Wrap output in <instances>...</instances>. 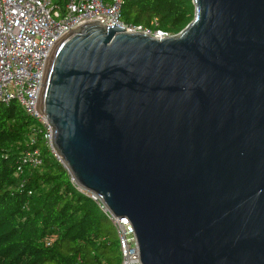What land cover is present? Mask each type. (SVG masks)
I'll return each mask as SVG.
<instances>
[{
  "label": "water",
  "instance_id": "1",
  "mask_svg": "<svg viewBox=\"0 0 264 264\" xmlns=\"http://www.w3.org/2000/svg\"><path fill=\"white\" fill-rule=\"evenodd\" d=\"M155 38L84 24L37 109L69 176L134 229L140 264H264V0H191Z\"/></svg>",
  "mask_w": 264,
  "mask_h": 264
},
{
  "label": "trees",
  "instance_id": "2",
  "mask_svg": "<svg viewBox=\"0 0 264 264\" xmlns=\"http://www.w3.org/2000/svg\"><path fill=\"white\" fill-rule=\"evenodd\" d=\"M194 17L191 0H124L121 20L174 36ZM157 26H151L152 21ZM39 127L18 103L0 106V264H120L113 227L71 183L64 166L37 136ZM38 149L39 168L22 166ZM52 238L50 246L45 240Z\"/></svg>",
  "mask_w": 264,
  "mask_h": 264
},
{
  "label": "built area",
  "instance_id": "3",
  "mask_svg": "<svg viewBox=\"0 0 264 264\" xmlns=\"http://www.w3.org/2000/svg\"><path fill=\"white\" fill-rule=\"evenodd\" d=\"M123 1L0 0V106L16 102L38 123L39 127L31 133V146L39 136L57 158L51 145L53 128L38 111L37 103L47 59L68 32L90 22H99L106 26L116 24L128 33L168 37L158 30L122 23ZM157 25L156 20L152 21L151 26ZM23 165L39 168L42 165L40 151L36 148L26 151L15 175L21 173ZM70 181L111 223L118 241L120 264H140L137 239L129 220L115 217L99 196L84 191L71 176ZM52 241V238L46 239L45 245L50 246Z\"/></svg>",
  "mask_w": 264,
  "mask_h": 264
},
{
  "label": "rangeland",
  "instance_id": "4",
  "mask_svg": "<svg viewBox=\"0 0 264 264\" xmlns=\"http://www.w3.org/2000/svg\"><path fill=\"white\" fill-rule=\"evenodd\" d=\"M169 37V36H168Z\"/></svg>",
  "mask_w": 264,
  "mask_h": 264
}]
</instances>
